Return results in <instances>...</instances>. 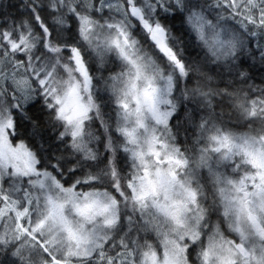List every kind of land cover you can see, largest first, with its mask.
<instances>
[{
    "label": "snow or ice",
    "instance_id": "snow-or-ice-1",
    "mask_svg": "<svg viewBox=\"0 0 264 264\" xmlns=\"http://www.w3.org/2000/svg\"><path fill=\"white\" fill-rule=\"evenodd\" d=\"M0 264H264V0H0Z\"/></svg>",
    "mask_w": 264,
    "mask_h": 264
}]
</instances>
